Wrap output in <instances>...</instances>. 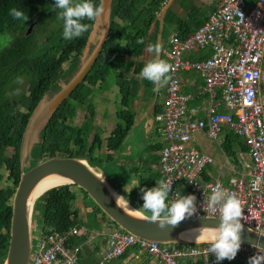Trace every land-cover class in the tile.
<instances>
[{"label": "trees", "instance_id": "obj_1", "mask_svg": "<svg viewBox=\"0 0 264 264\" xmlns=\"http://www.w3.org/2000/svg\"><path fill=\"white\" fill-rule=\"evenodd\" d=\"M167 1L169 0L112 1L110 31L98 60L85 81L62 104L42 131L39 143L31 152L32 160L36 162L55 157H72L86 160L93 168L113 165L117 161L116 154L121 151L134 125L130 100L136 97L141 89L139 80L130 75L134 70L138 74L141 66L155 58L154 52L146 57L145 48L149 32ZM53 2L54 0H0V37H11L5 48L0 46V169L4 168L8 172L6 182L10 184L0 190V264H3L6 255V250L1 247L8 248L9 245L12 198L20 181V152L27 123L42 98L51 92H57L59 82L78 71L94 24V21H84L90 25L88 31L80 37L64 40L62 21L51 11ZM93 2L101 4V0ZM13 7L28 14L26 24H21L8 15V10ZM186 33L191 34L193 31ZM187 36L185 34L180 38ZM165 46L168 44H164L163 48ZM206 58L207 56L202 59ZM161 59L164 60L162 56ZM66 64H69V67L65 70ZM21 79H26L29 84L28 93L16 96L11 87ZM111 80H114L119 90L121 107L114 115L117 119L116 127L108 136L103 137L104 133L94 125L97 111L92 104V98L97 90L102 91L104 85ZM143 84L147 86V82L143 81ZM9 93L12 95L9 96ZM218 100H222V94ZM81 108L87 111L82 124H69L67 121L74 120ZM224 133L223 149L227 156H234L230 149L234 151L235 144L244 147L248 152L242 138L232 132ZM162 147L161 143H157L152 146V150L160 154ZM8 149H12L10 155L6 153ZM153 159L142 165V171H129L137 176L141 188H151L155 186L156 180L162 178L160 173L154 172L159 165L160 155L159 158ZM124 163L125 161L122 162ZM3 179L0 173V181ZM114 181L120 184L116 179ZM138 187L135 186V207L150 216V213L141 208L143 201L140 199ZM78 190L87 196L83 190ZM76 193L73 186H62L45 193L38 200L34 211L41 209L44 232H61L86 225L79 218L75 207ZM99 215L104 224L110 223L117 227L96 205L90 208L88 220L93 224ZM86 240L87 237L83 236L74 242L81 245ZM134 250L137 252V249ZM128 254L127 251L121 258L127 257Z\"/></svg>", "mask_w": 264, "mask_h": 264}, {"label": "built area", "instance_id": "obj_2", "mask_svg": "<svg viewBox=\"0 0 264 264\" xmlns=\"http://www.w3.org/2000/svg\"><path fill=\"white\" fill-rule=\"evenodd\" d=\"M207 46L211 48L208 58L190 61L185 57ZM161 56L171 67L163 110L155 117L163 138L158 165L161 177L173 180L172 195L179 189L184 195L196 196V212L187 219L218 218V207L209 209L204 205V193L208 194L219 182L239 197L245 216L241 223L264 236V0H216L209 18L185 38L171 36ZM189 71L201 74L205 92L211 97L221 92L227 112L221 113L219 104H214L205 119L188 118L190 97L180 77ZM225 131L243 139L251 165L228 182L206 181L203 175L214 160L193 146V138L204 132L221 146ZM257 177L260 183L253 189L252 182ZM171 194L170 198H175ZM83 236L87 240L77 245L74 240ZM96 238L105 241L104 248H95L98 264L118 260L132 248L156 258L160 264H217L208 250L209 243L160 245L136 238L110 223L89 232L82 226L43 232L30 264H81L83 246L95 247ZM255 254L256 248L241 244L233 260L225 259L219 264H248V258Z\"/></svg>", "mask_w": 264, "mask_h": 264}, {"label": "water", "instance_id": "obj_3", "mask_svg": "<svg viewBox=\"0 0 264 264\" xmlns=\"http://www.w3.org/2000/svg\"><path fill=\"white\" fill-rule=\"evenodd\" d=\"M112 1L101 0L100 6L103 12L95 19L87 46L84 49L86 51L91 44L95 45L98 41L91 56L82 66L80 65L81 67L79 66L71 80L55 94L50 102H47L48 95L42 98L27 123L20 152L21 176L12 198L9 246L3 264H30L44 232L41 230L38 233L33 229L34 207L45 193L62 186H73L83 190L93 204L118 228L136 238L160 245L209 243L207 241L195 242L197 235L200 234L198 228L203 227L208 233H212L219 224V219L216 217L186 218L174 227L167 226L161 229L156 223L150 221L149 216L132 204L127 193L122 192L121 183L117 184L112 180L113 184L111 185L108 182V178L101 168H93L86 160L72 157H55L36 162L31 159V152L42 131L62 104L85 81L98 60L110 31ZM170 5L166 6V10ZM47 180H52L57 185L50 186L48 190L37 196L40 185ZM114 194L118 198H115ZM133 200L136 202V199ZM241 240L242 245L251 246L256 243L264 248V236L253 232L244 225ZM261 250L264 251V249Z\"/></svg>", "mask_w": 264, "mask_h": 264}, {"label": "crops", "instance_id": "obj_4", "mask_svg": "<svg viewBox=\"0 0 264 264\" xmlns=\"http://www.w3.org/2000/svg\"><path fill=\"white\" fill-rule=\"evenodd\" d=\"M170 1V0H169ZM163 6L161 12L158 14V19L153 25L149 32V37L147 39V45L145 48V56L148 57L151 53L147 51V46L149 44H155L159 42L161 44V50L164 44H168L171 36L183 37V35H191L186 32L195 31L200 25H202L212 14L216 8V0H171ZM171 4L166 10V6ZM165 32V34H164ZM153 38V40H150ZM211 55V48L207 46L204 49H197L193 52L186 53L185 57L190 61H201L204 60L205 56L207 58ZM161 58V53H160ZM180 80L183 85L184 92L190 97L188 106V118L194 120H202L206 118L208 110L214 105L219 104L218 110L223 113L227 112L224 107L222 100H218L221 92H217L216 97H211L208 92H205L204 80L201 74L195 71L183 72L181 74ZM141 83V79L139 80ZM167 84H164L159 88L158 91H153L154 85L150 82L147 87L152 86V93L141 87L136 97H132L130 100L131 110L134 113V125L131 128L129 135L125 142L129 141L133 131L137 128L139 123H142L141 130L146 133L147 137L154 144H162V133L160 131V125L155 121V117L163 110V102L165 99V88ZM145 96V97H144ZM145 99L142 105H138L141 99ZM160 99L162 100L160 104ZM134 108V109H133ZM145 108V109H142ZM144 110V111H143ZM225 133L222 137L225 142ZM223 142V144H224ZM223 144L220 146L215 142L210 141L204 132L197 133L193 138V146L198 150L210 155L214 160L213 164L210 165L204 175V180L207 179L214 180L218 179L224 182H228L234 175L246 172L250 167V158L244 147H240L238 144L234 145V151L230 149V152H234V156L230 154V157L224 152ZM153 146V145H152ZM159 153L154 152L151 155V160L153 158H159ZM154 160V159H153ZM154 172L159 173L158 165ZM132 184V183H128ZM127 184V185H128ZM139 189L141 185L136 182ZM131 189H135L134 185H130ZM128 191V189H126ZM133 196V195H130ZM136 199V198H133ZM132 200L134 205L136 202ZM77 209V208H76ZM78 210V209H77ZM80 219L86 223L82 226L85 231L98 230L105 225L98 216V224L93 226L88 220L89 211L78 210ZM107 223V222H106ZM99 229V230H100ZM94 246H83L84 253L81 264H98L96 256V246L97 248H104L105 241L103 238H96L93 241ZM135 248L130 249L128 256L125 258H120L109 264H160V262L149 256L146 253L140 255H135ZM140 255V256H139Z\"/></svg>", "mask_w": 264, "mask_h": 264}, {"label": "clouds", "instance_id": "obj_5", "mask_svg": "<svg viewBox=\"0 0 264 264\" xmlns=\"http://www.w3.org/2000/svg\"><path fill=\"white\" fill-rule=\"evenodd\" d=\"M51 11L55 12L56 18L62 21V38L69 41L88 31L90 25L84 21H95L101 16L103 9L93 0H54ZM8 15L21 24H26L28 20V14L15 7L8 10ZM147 51L154 52L156 55L144 64L140 70V76L154 85L153 91H158L168 82L171 67L168 62L160 58L161 44L159 42L149 44ZM172 181L161 178L156 180L155 186L140 189V199L143 201L141 208L150 213V221L156 223L161 229L167 226L174 227L196 212V196L184 195L179 189L175 195H172ZM259 183L260 178L257 177L252 182L253 189L258 188ZM170 194L175 198H170ZM204 205L209 209L219 208V224L212 233H208L203 227L198 228L200 234L197 235L195 242H209L208 250L214 254L217 264L225 259L233 260L241 247L243 230L241 220L245 219L239 197L228 192L217 182L208 194L204 193ZM251 246L257 249L258 254L249 257L248 264H264V252L260 251L264 248L256 243Z\"/></svg>", "mask_w": 264, "mask_h": 264}, {"label": "rangeland", "instance_id": "obj_6", "mask_svg": "<svg viewBox=\"0 0 264 264\" xmlns=\"http://www.w3.org/2000/svg\"><path fill=\"white\" fill-rule=\"evenodd\" d=\"M10 41H11L10 36H5V35L1 36L0 37V46L5 48L10 43ZM43 41H44V39L41 40V42H43ZM97 44H98V41H96L95 45L91 44V46L86 51H84V53H82L81 64H80L81 66L91 56L92 51L96 47ZM68 67H69V64L64 65L65 70L68 69ZM74 74L72 76L71 75L68 76L66 79L59 82V90L62 87H64L71 80V78L74 76ZM143 81H145L144 78L141 79V87L143 89H146L144 84H143ZM28 85L29 84L27 83L26 79H21L16 85H13L11 87V88H13V94H15L16 96H19L20 93L27 94L28 93V90H27ZM57 92H51L48 95L47 102H50ZM118 92H119V90L115 86L114 80H111V81H108V83H106L104 85L102 91L97 90L96 93L94 94L93 98H92V104L95 106L96 111H97L94 125H95V127L99 128L104 133L103 137L108 136L112 132V130L116 127L117 121L114 119V113H115V111H118L121 107L120 106V99L119 98L116 99ZM10 95H12V94L9 93V96ZM144 102H145V99L143 98V99H141V102L138 103V105H142ZM161 102H162V100L160 99V104H161ZM142 109H145V108H142ZM86 115H87V111L84 108H81L78 110V116L74 120H72L70 122L67 121V122L69 124L71 123L72 125H75V124L81 125L82 122L84 121V118ZM141 127H142V123H139V125L137 126L135 131H133V134H132L131 138L129 139V141L125 142L121 151H119L116 154L117 161L113 165H102L101 166L102 171L106 174V176L108 178V182L111 185L113 184L112 180H114V179H116L118 182H120L122 184V186L120 185L121 190H123L122 192L127 193V195H128L127 197L130 200H131V198L132 199L137 198V193H136L135 189L130 190L131 189L130 185H134V187H135L136 182H137V176L133 175L132 173H129V171L130 170H135V172H137L138 170L142 171L144 169L142 167V165L146 164V161L151 160V155L154 154V151L152 150V145H154L155 142H151L149 140L146 133H144V131L141 130ZM36 143H39V140H37ZM129 153H131V155ZM126 160H127V162H126ZM123 161H125L124 164H122ZM121 165L124 166V168ZM132 166L133 167L137 166L139 168L136 169V168H133ZM0 173L4 177V179L0 182V189H2V188H5L7 185H10V184L8 182H6L8 172L3 169V170H1ZM133 181H135V183H133ZM129 182L132 184H128ZM115 189H117V188L115 187ZM126 189H128V191ZM73 190L75 192H77L76 193L77 194V202L75 204V207L78 210L87 209L89 211L90 208L94 207V204L90 198L79 193L80 191L76 187H73ZM130 195H133V196H130ZM127 197H126V199H127ZM36 211H34L35 212L34 214L36 216H35L34 220H33L34 216L32 218V220H33L32 225H33V229H35L39 233L43 227V225L41 223V213L42 212H41L40 208ZM92 223L96 225V224H98V221L95 220ZM134 252H135V255L139 254L136 251H134ZM142 254L143 253H140V255H142ZM5 257H6V255H5Z\"/></svg>", "mask_w": 264, "mask_h": 264}, {"label": "flooded vegetation", "instance_id": "obj_7", "mask_svg": "<svg viewBox=\"0 0 264 264\" xmlns=\"http://www.w3.org/2000/svg\"><path fill=\"white\" fill-rule=\"evenodd\" d=\"M157 19H158V15H157ZM31 31V30H30ZM141 68H142V66H141ZM141 68H140V70H141ZM262 69H263V72H264V64H263V67H262ZM140 70H139V72H138V74H136L135 73V70L134 71H132V73H131V75L130 76H133L134 78H136L137 80H140V79H142L143 77H141L140 76ZM72 76V75H71ZM62 81V80H61ZM145 82H147V86L150 84V82L149 81H147L146 79H145ZM147 86H145V88H147V90L148 91H150V93H152V86H150V87H147ZM27 90H28V88H27ZM117 98H119V92H118V94H117V96H116V99ZM116 112V111H115ZM114 115H115V113H114ZM96 119V118H95ZM115 119V118H114ZM116 121H117V119H115ZM95 122V121H94ZM116 125H117V123H116ZM38 144V143H37ZM12 152V149H8L7 151H6V153L8 154V155H10V153ZM4 168H2V169H0V172H1V170H3ZM6 180H7V178H6ZM1 182V181H0ZM18 185V184H17ZM3 189V188H2ZM5 189V188H4ZM1 190V189H0ZM33 216H34V218H33V220L35 219V214H33ZM2 233H5V232H2ZM9 246V245H8ZM2 248V250H6V254H7V249L8 248H4V247H1Z\"/></svg>", "mask_w": 264, "mask_h": 264}, {"label": "bare ground", "instance_id": "obj_8", "mask_svg": "<svg viewBox=\"0 0 264 264\" xmlns=\"http://www.w3.org/2000/svg\"><path fill=\"white\" fill-rule=\"evenodd\" d=\"M57 183L53 182L52 180H47L45 182H43L40 187H39V191H38V195L42 194L43 192H45L46 190H48L50 188V186H56Z\"/></svg>", "mask_w": 264, "mask_h": 264}]
</instances>
